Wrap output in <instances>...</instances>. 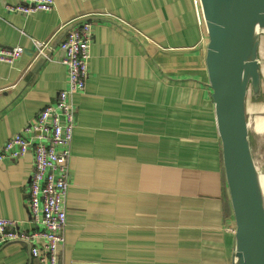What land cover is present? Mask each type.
<instances>
[{"label":"crops","instance_id":"obj_1","mask_svg":"<svg viewBox=\"0 0 264 264\" xmlns=\"http://www.w3.org/2000/svg\"><path fill=\"white\" fill-rule=\"evenodd\" d=\"M18 1L0 0V46L24 47L0 62V150L67 87L60 40L94 22L86 87L74 95L61 264H232L236 224L192 0H55L27 16L6 9ZM34 38L51 59L36 57ZM33 162L31 149L0 161V217L22 229L41 228L29 210ZM0 264L38 262L13 241Z\"/></svg>","mask_w":264,"mask_h":264},{"label":"water","instance_id":"obj_2","mask_svg":"<svg viewBox=\"0 0 264 264\" xmlns=\"http://www.w3.org/2000/svg\"><path fill=\"white\" fill-rule=\"evenodd\" d=\"M208 33L206 66L235 218L232 264H264V173L248 126V96L263 92L260 46L264 0H201Z\"/></svg>","mask_w":264,"mask_h":264},{"label":"built area","instance_id":"obj_3","mask_svg":"<svg viewBox=\"0 0 264 264\" xmlns=\"http://www.w3.org/2000/svg\"><path fill=\"white\" fill-rule=\"evenodd\" d=\"M55 0H19L6 9L23 15L50 11ZM200 25L206 26L201 0H193ZM206 29V43L208 33ZM94 36V22L84 19L69 29L60 40L62 63L68 70V85L54 102L45 105L36 118L6 140L0 161L17 159L33 152L34 167L28 185L31 222L40 229H22L17 220L0 217V246L13 241L28 244L30 256L38 264H61L60 252L66 241L67 195L70 186L72 144L77 121L74 95L83 92L89 76V59ZM36 57L51 59L48 42L33 39ZM260 46V53L262 51ZM24 52L22 45L0 46V62L13 64Z\"/></svg>","mask_w":264,"mask_h":264},{"label":"rangeland","instance_id":"obj_4","mask_svg":"<svg viewBox=\"0 0 264 264\" xmlns=\"http://www.w3.org/2000/svg\"><path fill=\"white\" fill-rule=\"evenodd\" d=\"M191 2L193 6V0ZM193 12L195 14L194 7H193ZM261 43H262V49H263L262 51L264 54V40ZM262 68H264V65H262ZM248 98H249L248 99V110H249L248 117L254 116L256 119L264 120V99H263L264 94L262 93L261 97H259L258 99H255L252 96V93H249ZM249 137H250L251 147H252V151L255 156V159L260 162L259 170L261 171V173H264V133H261L259 135V134H256L254 131L253 132L251 131L249 134Z\"/></svg>","mask_w":264,"mask_h":264},{"label":"bare ground","instance_id":"obj_5","mask_svg":"<svg viewBox=\"0 0 264 264\" xmlns=\"http://www.w3.org/2000/svg\"><path fill=\"white\" fill-rule=\"evenodd\" d=\"M249 131L255 132L256 134L264 133V120L256 119L254 116L248 118ZM255 158V156H254ZM257 168H260V162L255 159ZM263 186H264V176H262Z\"/></svg>","mask_w":264,"mask_h":264},{"label":"trees","instance_id":"obj_6","mask_svg":"<svg viewBox=\"0 0 264 264\" xmlns=\"http://www.w3.org/2000/svg\"><path fill=\"white\" fill-rule=\"evenodd\" d=\"M223 174H224V182L227 184V182H226V176H225V170H224V165H223Z\"/></svg>","mask_w":264,"mask_h":264}]
</instances>
